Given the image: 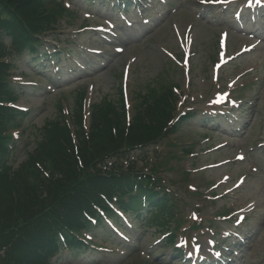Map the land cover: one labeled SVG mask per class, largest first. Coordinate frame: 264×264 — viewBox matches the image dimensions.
Instances as JSON below:
<instances>
[{
    "label": "trees",
    "instance_id": "1",
    "mask_svg": "<svg viewBox=\"0 0 264 264\" xmlns=\"http://www.w3.org/2000/svg\"><path fill=\"white\" fill-rule=\"evenodd\" d=\"M64 13L56 0H0V103L14 101L17 95L9 84L11 66L2 59L13 54L38 59L41 42L37 36L51 31ZM5 38L12 53L6 52ZM172 98L169 90L159 96L148 95L130 124L121 98L118 103L105 100L94 105L87 140L78 104L72 115L78 151L59 115L45 126L34 151L16 170L7 163L10 130L27 115L0 106V264H45L62 248L60 235L75 258V253L85 250L76 233L93 229L85 214L95 217L103 228L94 207L109 212L106 202L115 195L123 200L128 197L127 202H120V208L136 215L137 220L146 219L149 213V221H159L170 200L156 191L157 183L149 176H143L140 183L139 174L107 171L101 163L110 157L125 159L132 151L157 144L192 120L188 116L168 126L174 114Z\"/></svg>",
    "mask_w": 264,
    "mask_h": 264
},
{
    "label": "rangeland",
    "instance_id": "2",
    "mask_svg": "<svg viewBox=\"0 0 264 264\" xmlns=\"http://www.w3.org/2000/svg\"><path fill=\"white\" fill-rule=\"evenodd\" d=\"M65 2L67 5L70 4L71 9L78 10V12L81 11V13L85 11L82 0H64V3ZM173 6L174 9L170 10V12L167 10L162 11L161 15L157 14V23H155L156 21L154 20L151 25L152 32H150L149 38H143L144 36L140 35V33H142L141 30H136V34L127 37L124 42L118 41V45L124 48V53L119 56L113 54V47L115 44L109 46L108 43H101L94 34L87 33L85 34L86 36H77L78 34L80 35V33L86 32V30H80L82 27L93 24L91 21H84L81 17V13L79 17L78 15L75 16L76 18L72 17L68 19V17H64V19L59 22L60 25L56 29L58 34L51 37V40L56 38H61L62 41H66L68 40L67 38H70L68 40L69 42H79L81 40L80 43L84 44L86 49L102 50L107 60L104 65H101V69L93 70L88 75L77 78L76 80L74 77L71 78L69 81L70 83H67L66 86L62 88L65 92L61 94L58 89L56 92L48 94L47 96H39L37 99L30 97V99H21L18 102L19 106L33 108L34 119L32 122L25 125V127L27 126V135L23 138L25 142L19 144L17 151L13 155L12 164L14 168H17L21 162H23L27 156L26 152L33 149L35 139L40 135L41 129L53 118L56 112L57 100L60 96L64 95L65 97H69L70 101L73 102V96L79 91L80 87H83L81 85L86 81L87 88L89 85L88 89H90V85L93 86L91 87L93 88L91 95L92 104L103 103L104 100L111 103H118L120 64L124 61V63H127L129 59H136L134 64L131 65V80L130 78L128 80V85L131 86L133 84L135 87L132 92L135 91L136 95H147L148 91L153 89L157 90L161 85H165L166 82L170 84H180L184 94H188L185 81L183 84L180 83L181 80L185 79V76L182 74L180 75L178 69L174 68L169 59H167L162 52V49L168 48L178 55L179 47L177 40L173 36V25L179 26L182 32L186 26H192V35L194 38L193 50L195 53L191 61L192 72L190 74L192 77L190 96L192 97H189L187 102H195L197 109L202 110L203 102L200 98H202L201 95L204 97L210 88L211 65L215 57L214 49L216 48L217 34L226 23H228L230 40L240 35L234 31V26H231V20L226 22L215 20L212 15H208L206 10H203L204 8L198 6L197 0H176ZM90 13L98 17L99 15L107 17L106 12H104L105 14H100L99 11L94 10L90 11ZM198 15H200V18H197ZM260 26L261 25L258 24L257 30L264 36V28ZM252 28V24H250L246 27V30L252 31ZM59 34H63V36L60 37ZM6 44H8V41H6ZM85 60L86 58L84 59L83 57L80 59L82 62H85ZM24 61L25 60L20 63L17 58H15L16 66L19 70L17 74H29L30 69ZM236 64V69H231L230 67L228 69L227 67L222 71L221 78L223 80V85L229 77H237V75L241 74L243 71L250 70L253 67L255 68V75L260 81L259 88L256 89L254 95L252 94L256 97L253 98L254 104L246 120V126L244 125V131L233 134L232 130L227 129L226 131L215 133L211 127L203 130L199 125L193 124L191 128L183 131V133L179 135L178 143L185 146L195 142L194 152L196 153V157H194V160H190L186 157H182L181 160H179L181 150L177 147L171 148L169 144H164L156 151L150 150L145 157L140 153L134 154V158L131 160V166L143 171L152 166H160L162 169L160 170L159 177L165 180L167 179L171 183L178 182L179 194L182 195V197L183 192H181V190H187L190 184L192 186H197L200 192H206L204 198H208L209 193L205 186L207 181L216 182L222 175L229 173L231 175L230 184L232 186L238 176L248 175L249 177L246 182L237 192L224 198L222 197L216 204V207L214 204L208 205V208L203 211L206 216H213L224 203H226L230 209L245 208L248 205L255 206L256 209L253 212L255 215L252 220L250 219L251 223L249 220L247 225L252 231L250 235H245V260H239V264H264V260L262 259L264 256V148L258 152H251V144L255 140H259V136H261V140H264V42L255 53L243 57L241 60H238ZM30 80L37 82L35 77H33V79H27V81ZM44 84L47 85L50 84V82ZM129 90L130 89H128V91ZM132 92H130V94H133ZM238 94L240 95L241 92L239 91ZM43 98L46 99L44 102ZM138 101V99H135L136 104ZM72 102L71 111L74 113L76 105L72 107ZM223 142L228 143L227 148L217 153L206 155L204 152H198L208 148V144L211 145ZM235 154H245L246 159L242 163L229 165L215 171H202L191 178L189 177L187 180L186 174L182 173L184 170H189L190 167L194 170H200L211 163L232 158ZM160 163L163 164V166H161ZM114 165H119L120 168L123 167L121 162L114 163ZM182 169L184 170L182 171ZM190 201L191 204L198 203L193 197H191ZM187 212H190V210L185 209V213ZM202 223L204 225L217 224H211L209 221H202ZM245 228L246 227L243 229ZM135 230L134 233L126 231L132 240L123 247L129 250L132 248L131 246L136 243L137 247L136 249H132V255L111 253L101 256V254L97 253L96 255L94 252L90 253L88 256H79L77 259L65 260L68 255L62 254L63 259L58 262L52 261L50 264H144V261H146L144 258L145 255L148 253L153 255L154 252L157 253L155 254L156 256L152 258L158 260L155 264H179L178 261L174 263L171 262V256L168 250L157 249L158 243H156V240L160 238V233H156L155 230H145L143 227H139V225H136ZM110 242L116 243V240L111 239ZM152 248L154 250H151ZM236 259H238V256Z\"/></svg>",
    "mask_w": 264,
    "mask_h": 264
}]
</instances>
